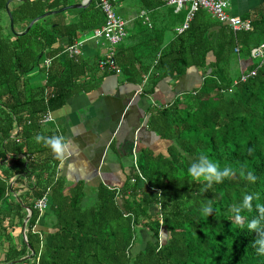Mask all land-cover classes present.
<instances>
[{
    "label": "trees",
    "instance_id": "16d2710c",
    "mask_svg": "<svg viewBox=\"0 0 264 264\" xmlns=\"http://www.w3.org/2000/svg\"><path fill=\"white\" fill-rule=\"evenodd\" d=\"M8 1L0 0V264H264V255L253 247L257 234L246 228L261 215L257 205L264 206V64L250 58L251 50L264 45V0L253 15L242 18L250 20L251 31L237 34L204 10L177 34L186 10L181 16L171 8L166 13L171 20L162 22L156 21L165 6L160 0H115L119 17L126 2L137 11L113 57L127 83L139 85L144 99L159 83L176 82L190 68L200 73L202 83L149 111L147 130L169 147L159 154L139 152L136 165L143 183L135 175L133 185L118 191L100 187L97 204L84 209L82 189L64 193L55 178L60 156L43 158L29 149L44 130L47 113L55 114L73 96L93 89L83 83L87 64L65 50L100 30L104 15L92 0L85 9L39 20L23 36L6 35L1 17ZM70 5L69 0L18 2L10 14L14 33ZM141 12L152 13L150 24L139 19ZM46 60L47 70L42 66ZM241 60L247 63L242 73L256 70L242 83ZM35 68L44 74L41 85L31 82ZM200 156L221 169L230 167L232 175L207 188L203 178L196 180L189 172ZM24 180L31 182L25 186L29 201L20 196L15 201L12 183L23 185ZM47 190L55 222L44 234L37 229L33 204ZM245 195L253 196L251 207L236 221L230 208ZM205 203L214 209L207 217L201 212ZM25 220L26 239L13 245L12 234Z\"/></svg>",
    "mask_w": 264,
    "mask_h": 264
},
{
    "label": "crops",
    "instance_id": "0c3cea01",
    "mask_svg": "<svg viewBox=\"0 0 264 264\" xmlns=\"http://www.w3.org/2000/svg\"><path fill=\"white\" fill-rule=\"evenodd\" d=\"M83 1L85 0H69L73 5ZM227 1L228 14L240 19L253 15L261 5V0ZM18 2V0H10L8 5L10 14L18 6ZM122 6L124 13L120 18L128 25L137 19V11L130 2ZM169 9L171 7L160 8L157 11L159 15L156 21L171 20L172 17L166 15ZM180 15L184 16V13ZM142 18L150 24L152 13L141 12L139 19ZM1 20L4 28L5 23L9 21L5 11ZM179 26L180 24L175 30ZM171 37L170 34L167 35L166 41L169 42ZM61 45L63 46L64 43ZM108 51L109 46L104 42L87 41L81 46L80 58L87 64L83 83L93 89L73 96L63 108L53 115L50 114L52 121L43 123L44 130L40 133V135L52 136L50 133L53 131L66 138L68 147L60 156L55 178L61 181L64 193L69 194L76 187L82 189L81 208L83 209L97 204V190L100 187L118 191L128 184L135 183L134 165L139 152L150 150L159 154L169 147V144L162 142L147 130L149 111L161 105L171 104L178 97L198 89L202 83L200 73L190 68L176 82L164 80L159 83L156 92L144 99L140 94L139 85L127 83L120 74L106 75L98 69V62L108 54ZM211 60L210 56L209 61ZM246 67V61L241 60L240 74ZM30 76L31 82L36 85L35 73H31ZM33 142L29 152L43 158L48 155L55 157V154L42 142L38 143L36 139ZM24 181L23 185L12 183V188L16 192L13 195L15 201L19 196L29 201L25 186L30 185L31 182ZM47 193V209L39 216L37 222V229L44 234L51 232L55 222L50 209V191L47 190ZM25 212L28 216V212ZM27 221L25 220L22 226H17L15 232L18 230L22 236L23 225L27 224Z\"/></svg>",
    "mask_w": 264,
    "mask_h": 264
},
{
    "label": "built area",
    "instance_id": "2783aa9c",
    "mask_svg": "<svg viewBox=\"0 0 264 264\" xmlns=\"http://www.w3.org/2000/svg\"><path fill=\"white\" fill-rule=\"evenodd\" d=\"M161 3L167 7L173 8L176 12H182L186 10V16L183 23L176 29L177 34H182L187 30L190 20L193 15L198 10H204L209 14V16L217 23L228 27L233 34L237 33H247L251 31L250 20H243L238 17H233L228 14L229 4L227 0H160ZM98 7L104 15V25L100 30L95 31L89 38L76 41L72 46L65 50L70 58L79 57L81 52V46L87 41L93 42H104L109 46L108 54L98 62L97 67L101 71H107L115 75H119L120 71L115 67L113 63V57L115 53V48L125 39V25L126 23L122 18H120L114 10L115 0H97ZM235 54L239 53L238 48L234 50ZM250 58L253 60H259L260 65L264 64V45L255 48L250 51ZM43 68L47 70L50 67V61L46 60L43 63ZM256 70L251 71L248 74L241 73L240 82H245L247 78L254 76ZM236 82H234V85ZM142 93V88H140ZM140 93V94H141ZM52 118L50 113H47L43 119L42 123L51 122ZM18 143V141H16ZM134 170L137 178L142 182L143 179L138 171L136 164L134 165ZM117 196L120 197V193L116 192ZM47 194H44L40 199L36 200L33 204V210L37 212L38 216H41L48 206ZM157 211H159V206H157ZM161 225V221H159ZM23 239L25 240V228L23 229ZM35 228L32 233H36Z\"/></svg>",
    "mask_w": 264,
    "mask_h": 264
},
{
    "label": "clouds",
    "instance_id": "9594fccd",
    "mask_svg": "<svg viewBox=\"0 0 264 264\" xmlns=\"http://www.w3.org/2000/svg\"><path fill=\"white\" fill-rule=\"evenodd\" d=\"M36 141L42 142L44 146L48 147L55 155L62 156L65 149L68 147L66 138L64 136L53 135L44 136L37 135ZM199 163H191L189 172L196 180L203 178L206 182V187L210 188L213 183H220L224 178L232 175L230 167L219 168L216 163L211 162L206 156H200ZM249 180L254 179L250 174L247 177ZM252 195H245L242 202L234 204L230 208L234 219L240 221L242 219L240 213L244 209L251 207ZM261 215L257 218L249 220L246 228L249 232L256 233V239L253 241V247L256 249L258 255H264V206L257 205ZM213 207L209 203H205L201 207V212L204 216H209L213 212Z\"/></svg>",
    "mask_w": 264,
    "mask_h": 264
},
{
    "label": "water",
    "instance_id": "95a60500",
    "mask_svg": "<svg viewBox=\"0 0 264 264\" xmlns=\"http://www.w3.org/2000/svg\"><path fill=\"white\" fill-rule=\"evenodd\" d=\"M18 1L21 2V1H24V0H18ZM91 1L92 0H85V1L81 2L80 4L70 5V6H67L65 8H62V9H60L58 11L47 12L44 15H42V16L36 18L35 20H33L28 25V27L25 29V31L22 32V33H20V34H15L14 33V30H13V21H12L11 15H10L9 10H8V5H9V2L10 1H8L6 3V5H5V14H6V16L8 17V20H9V29H10L11 33L14 34V35H16V36H23V35H25L30 30V28L32 27V25L34 23L38 22L39 20L44 19L45 17H49V16H52V15H58V14L65 13V12L71 11V10L85 9V8L88 7V5L91 3ZM25 225H23L24 228H25ZM31 255H33V253Z\"/></svg>",
    "mask_w": 264,
    "mask_h": 264
},
{
    "label": "rangeland",
    "instance_id": "374dc122",
    "mask_svg": "<svg viewBox=\"0 0 264 264\" xmlns=\"http://www.w3.org/2000/svg\"><path fill=\"white\" fill-rule=\"evenodd\" d=\"M182 13H184V12L182 11ZM182 13H180V14H182ZM4 32L6 35H11V31L9 29V21H8V23H5ZM32 73H35V77H34L35 82L34 83L36 85H41V83L44 81V74H42L38 68H35ZM12 237H13V241H12L13 245H19L21 243V241H24L22 236L19 234L18 230L12 234ZM137 245H139V247H141L142 244L138 243ZM6 247H7V244H4L3 248L6 249ZM0 260L1 261L3 260L2 254H0Z\"/></svg>",
    "mask_w": 264,
    "mask_h": 264
}]
</instances>
